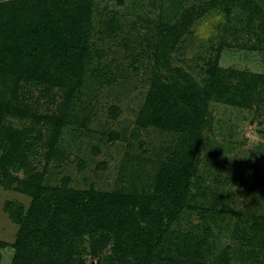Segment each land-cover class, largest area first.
<instances>
[{
	"label": "rangeland",
	"instance_id": "374dc122",
	"mask_svg": "<svg viewBox=\"0 0 264 264\" xmlns=\"http://www.w3.org/2000/svg\"><path fill=\"white\" fill-rule=\"evenodd\" d=\"M254 1L264 9V0ZM27 4L0 0V9H10L0 15L5 48L22 46L23 36L40 32L37 20L52 13ZM201 8L223 12L218 35L201 43L189 30L162 64L164 33L186 11ZM66 18L58 23L60 35L76 36L78 21L84 23L91 54L75 82L29 81L34 68H0V264L15 263L22 232L31 243L34 231H50L53 219L71 212L65 178L70 190L92 192L104 231L92 237L81 230L74 244H56L52 256L27 249L21 263L201 264L208 255L214 264H264L254 229L264 217V55L250 12L235 0H93ZM176 69L207 95L206 126L197 140L137 125L153 84L172 83ZM72 156L77 162L68 161ZM175 161L197 165L204 183L192 188L180 212L155 207L146 218L148 208L136 199L155 196ZM253 249L262 253L260 262L250 256ZM78 252L82 263L72 257Z\"/></svg>",
	"mask_w": 264,
	"mask_h": 264
},
{
	"label": "trees",
	"instance_id": "16d2710c",
	"mask_svg": "<svg viewBox=\"0 0 264 264\" xmlns=\"http://www.w3.org/2000/svg\"><path fill=\"white\" fill-rule=\"evenodd\" d=\"M33 1L36 2L37 6L43 5L42 7H46L52 13L45 11L48 12V16L37 20L40 32L31 30L27 37L23 36L24 44L22 46L9 45L5 48L0 35V68L4 70L7 67L26 70L34 68L31 73L28 70L29 81L38 79L40 76L43 78L49 76L51 79H59L63 83L72 84L76 81L79 67L91 59V54L85 47L88 35L84 32V23L78 21L82 24L78 35L68 36L65 34V37H63V34L60 35L61 30L58 28V23H61L63 19H67L66 16L69 10L78 11L93 0H59L60 4L57 3L54 6H51L48 0H28L26 7L33 9ZM235 1L240 2L250 12L249 24L253 28L254 36L259 42L258 44H260L264 55V9L254 0ZM8 12H10V9L7 6L0 9V15ZM204 12L203 8L197 11L194 9L186 11L181 21L164 33L161 41L162 64L168 60V56L174 51L180 39L188 33L193 20ZM31 24L35 29L33 22ZM49 26H52V29L49 28L47 35L51 36L48 37L46 33ZM35 34L42 36L41 39L37 38ZM111 34H114V31ZM8 38H11V36ZM32 64L33 66H31ZM165 66H168L167 63H165ZM166 68L168 69V67ZM169 71H172V69H169ZM173 79L172 83L156 81L153 84L148 99L137 119V125L141 128L153 126L173 129L183 134H189L197 140L206 126L205 116L208 102L206 92L192 76L182 69H176L173 72ZM77 160L76 157L72 156L68 161L77 162ZM171 175H176L175 179H171ZM168 178L169 180H167ZM68 180V178L64 179L65 185L63 188L69 199L74 197L71 212L66 211L65 216L53 219L50 231H34L30 235L31 243L26 239L25 232H22L16 242L18 253L14 264H25L21 263L24 255L22 253L27 249L37 247L39 253L52 256L56 244H60V242L66 245L74 244V239L81 230L88 232L92 237L104 231L105 221L102 210L97 200L94 199L92 192L70 190L66 186ZM203 183L197 165L175 161L171 165H167L165 178H161L155 186V196L144 195L137 198L136 206L143 201V205L149 210L145 215L146 218L151 217V211L155 207L174 215L172 211L178 213L182 210L192 192V188ZM9 212L12 219L21 223V220L16 219L15 210H9ZM18 213L22 214L20 211ZM18 213L17 216H19ZM169 228L170 226L165 225L163 233L168 234ZM254 229L257 247L264 249V217L256 218ZM163 242L162 240L159 245ZM159 245L154 250H158ZM201 254H210V252L208 250L202 252L201 250ZM260 254L262 255L254 249L250 251V256L256 255L255 258L258 256L259 262L261 261ZM211 255L213 254L211 253ZM196 256L197 253L193 252L189 255L188 262H193ZM72 257L78 263L83 261L82 253H73ZM194 264L200 263L195 262ZM201 264H214V261L207 255Z\"/></svg>",
	"mask_w": 264,
	"mask_h": 264
},
{
	"label": "clouds",
	"instance_id": "9594fccd",
	"mask_svg": "<svg viewBox=\"0 0 264 264\" xmlns=\"http://www.w3.org/2000/svg\"><path fill=\"white\" fill-rule=\"evenodd\" d=\"M224 23V15L219 9L210 8L203 15L196 17L190 25L193 38L201 43H206L219 33Z\"/></svg>",
	"mask_w": 264,
	"mask_h": 264
}]
</instances>
